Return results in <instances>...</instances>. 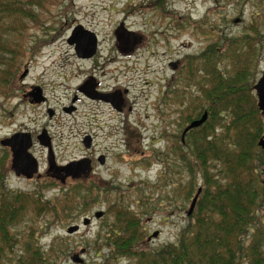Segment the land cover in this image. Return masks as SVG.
Instances as JSON below:
<instances>
[{
	"label": "rangeland",
	"instance_id": "rangeland-1",
	"mask_svg": "<svg viewBox=\"0 0 264 264\" xmlns=\"http://www.w3.org/2000/svg\"><path fill=\"white\" fill-rule=\"evenodd\" d=\"M31 10L34 20L21 29L26 55L12 82L13 89L0 92V141L15 133L30 134L34 146L30 154L40 177H14L10 152L0 146V158L3 150L8 153L3 184L7 193L36 194L51 204L64 195L76 201L71 212L54 219L28 215L16 230H27L33 220L39 245L45 250L54 239L62 241L65 249L52 255L58 257L57 264H74L71 257L82 249L83 264L96 261L100 252L104 254L103 236L113 220L111 209L113 213L129 209L140 218L150 247L175 243L188 223L192 198L202 185L196 174L193 196L185 199L188 176L176 154L182 129L189 124L187 118H194L192 110L196 100L200 101V90L207 89L202 74L197 72L193 78V67L202 62L201 56L209 47L230 42L232 50H238L243 38L249 36L259 53L257 61L250 56L255 84L264 74V0H50ZM77 26L96 36L99 50L114 51L111 56L115 62L109 66L114 82L103 83L94 70L96 61L78 59L73 46L68 45L67 39ZM120 27L134 38H145L143 47L130 58L114 48V34ZM253 28H258L259 35L252 33ZM232 54L219 58L217 65L223 72L233 73L239 64L233 65ZM175 61L183 66L173 80L168 64ZM187 61L194 64L190 77ZM90 78L100 81V89L108 85L110 90H128L122 112L78 91ZM32 88L40 89L43 103H29L27 94ZM72 106L73 112L64 111ZM43 132L50 139V150L36 138ZM87 137L92 138L88 149L83 145ZM49 153L57 167L85 159L96 170L61 184L46 176ZM101 156L104 166L97 162ZM49 183L54 186L46 187ZM99 211L104 215L98 221L93 215ZM84 218L91 220L89 225L82 226ZM74 225H80L79 231L68 235L67 228ZM155 232L158 236L148 241Z\"/></svg>",
	"mask_w": 264,
	"mask_h": 264
},
{
	"label": "trees",
	"instance_id": "trees-1",
	"mask_svg": "<svg viewBox=\"0 0 264 264\" xmlns=\"http://www.w3.org/2000/svg\"><path fill=\"white\" fill-rule=\"evenodd\" d=\"M49 2L0 0V92L6 94L13 89L12 82L26 55L21 29L34 20L31 7ZM252 33L259 35L258 28H253ZM250 38H243L244 44L238 50H232L229 42L209 47L197 65L186 63L188 77L192 76L194 65L193 78L199 72L206 78L204 85L207 83L192 110L193 120L200 118V110L208 118L201 127L189 132L184 145L180 143L186 150L180 145L176 151L180 168L188 176L186 200L192 198L197 186L196 174L202 181L195 209L187 217L188 223L177 241L152 248L147 244L140 218L129 209L115 213L111 209L113 220L103 236L106 251L97 254L91 264H264V152L257 146L264 134V124L253 91L255 77L249 69L250 56L257 61L259 53ZM231 52L233 65L239 64L233 73L223 72L217 63ZM189 119L192 118H187L190 123ZM7 158L8 153L3 150L0 264H57L58 257L52 255L65 249L62 241L54 239L45 250L39 245L33 220L27 230L16 229L28 215L38 219L49 215L54 219L71 212L76 199L64 195L51 204L38 199L36 194L5 192Z\"/></svg>",
	"mask_w": 264,
	"mask_h": 264
},
{
	"label": "water",
	"instance_id": "water-1",
	"mask_svg": "<svg viewBox=\"0 0 264 264\" xmlns=\"http://www.w3.org/2000/svg\"><path fill=\"white\" fill-rule=\"evenodd\" d=\"M115 36L117 42L122 46V51H124L126 48H129L131 50L135 43V38L133 33H130L126 31L123 27H120L115 31ZM126 41H129V43H126ZM68 45L74 47L75 54L78 58H90L94 55L97 48V38L96 36L85 30L82 26H77L73 29L71 32V35L69 39L67 40ZM125 52V51H124ZM25 77V73L21 76V78ZM88 83L86 84L84 91L87 94H92V88L87 87ZM37 90L35 95L37 97V102L40 103L42 100V95ZM253 91L255 93V97L257 100V108L260 111V114L263 119L264 124V74L259 77V79L256 81V83L253 86ZM112 103L115 105V107H118L120 103V99L118 95H113L112 97ZM208 116L205 112L199 119L193 120L184 130L182 135V142L184 141V136L193 129H197L201 127L207 120ZM40 144L42 146L48 147L50 150V145L46 139V134L43 132L38 137ZM0 145L5 148H9L11 152V169L16 173L17 176H23L26 179H32L34 175L38 173V164L36 160L32 157V155L28 152L30 147L32 146V141L29 134L25 133H18L13 135L9 139L2 140L0 142ZM83 145L85 148L90 147V138H85ZM258 148L264 152V134L262 138L258 141L257 144ZM102 160V159H100ZM20 167V172L17 171V167ZM48 172H55V173H63L64 179L71 177L73 179H77L81 176L88 175L90 173V163L88 160H82L79 162H72L64 167H57L54 164V159L52 157V154L49 153L48 157ZM201 192V189H198L194 197L192 198L190 208L187 212V217L191 216L193 213L197 199L199 197V194ZM104 213L102 211L94 213L93 217L94 219L98 220L100 219ZM89 218H84L82 220V226H87L90 223ZM80 229V225H74L67 228L66 233L68 235H72L74 233H77ZM158 236V233L155 232L148 241H151L152 238H156ZM85 253V250H80L79 254H75L71 257V261L74 264H83V260L80 258Z\"/></svg>",
	"mask_w": 264,
	"mask_h": 264
},
{
	"label": "flooded vegetation",
	"instance_id": "flooded-vegetation-1",
	"mask_svg": "<svg viewBox=\"0 0 264 264\" xmlns=\"http://www.w3.org/2000/svg\"><path fill=\"white\" fill-rule=\"evenodd\" d=\"M114 36H115V34H114ZM115 38H116V36H115ZM68 40V39H67ZM144 40H145V38L143 37V36H137L136 38H135V43H134V47L131 49V50H129V48H126L124 51H122V46L117 42V40H116V43L114 44V48H117L118 50V52L120 53V55L122 56V57H131L132 55H134V54H136V52H138V49L139 48H141V47H143V42H144ZM74 48V47H73ZM113 50H109V51H106V52H104V51H102V50H99V44H98V40H97V48H96V52L94 53V55L92 56V57H90V58H78L77 56V58L78 59H80V60H90V59H94L95 61H96V65H95V67H94V70L95 71H97V75H98V77L100 78V79H103L104 81H103V83H107L108 81L109 82H114V77L112 76V74H113V70L111 71L110 69H109V66L111 65V64H113L114 62H115V60L112 58V56H111V54H113ZM182 66H183V63L182 62H180V61H175V62H170L169 64H168V67L173 71V74H174V76H173V80L174 79H176L177 78V75L181 72V69H182ZM88 83V86L87 87H91L92 88V94L90 95V94H87L85 91H84V88H85V86H86V84ZM102 84L100 83V81L98 80V79H92V78H90V79H88L87 81H85V83L81 86V87H79V89H78V91L84 96V97H86L87 99H90V100H92V101H98V102H101V103H103V104H105V105H108L113 111H115V112H122L123 111V109L125 108V102H124V95H126L128 92V90L127 89H125V90H123V91H120V90H118V89H113V90H110L109 89V87H108V85H105V86H103V89H100L99 87L101 86ZM35 89H39V88H32L31 89V92H29L28 94H27V98H29L30 100H29V103L31 104V105H38V104H41V103H43L44 101H45V98L42 96V98L44 99V100H42L40 103H38L37 102V97H36V95H35V93H36V91L37 90H35ZM185 89H187L188 90V88H185ZM39 91H40V89H39ZM40 93H41V91H40ZM118 95L119 96V99H120V103H119V105H118V107H115V105L112 103V97H113V95ZM42 95V94H41ZM75 102V101H74ZM75 110V107H70V108H68V109H64V111L65 112H67V113H71V112H73ZM129 110H131V109H129ZM205 113V111L204 112H202V114H201V116L203 115ZM200 116V117H201ZM193 121V120H192ZM191 122V121H190ZM190 124V123H189ZM188 124V125H189ZM187 125V126H188ZM186 126V127H187ZM186 127H184L183 129H182V132H181V135H180V143L182 144V145H184V143H185V139H186V137L188 136V134H189V132L184 136V141L182 142V135H183V132H184V130L186 129ZM15 134H18V133H15ZM14 134V135H15ZM25 134H28V133H25ZM30 135V134H29ZM13 136V135H12ZM11 136V137H12ZM11 137H9V138H11ZM38 137L39 136H37L36 138H37V140H38V143L40 144V141H39V139H38ZM9 138H7V139H9ZM30 138H31V136H30ZM46 139H47V141H48V143H49V145H51V143H50V139H49V137L48 136H46ZM85 140V139H84ZM84 140H83V142H84ZM31 141H32V138H31ZM1 142V141H0ZM91 142H92V138L90 139V144H91ZM41 145V144H40ZM1 146V145H0ZM2 147V146H1ZM33 142H32V146L30 147V149H33ZM44 147H46V146H44ZM51 147V146H50ZM2 148H5V147H2ZM48 148V147H47ZM90 148V147H89ZM9 152H10V150H9V148H6ZM30 149L28 150V152L30 153ZM88 149V148H87ZM10 156H11V152H10ZM100 159H102V160H100ZM90 162V161H89ZM97 162H98V164H99V166H104V164H105V158L103 157V156H101V157H99L98 159H97ZM95 167L92 165V163L90 162V173L88 174V175H92V174H94V172H95ZM17 171L18 172H20V167L18 166L17 167ZM10 172L14 175V177H16V178H23V179H25V180H27L25 177H23V176H17L16 175V173L11 169V167H10ZM35 176V175H34ZM33 176V177H34ZM46 176L47 177H49V178H51V179H53L54 181H58V182H60L61 184H64L65 182H66V180L67 179H73V178H71V177H68V178H66V179H64V174H62V173H60V174H58V173H55V172H46ZM40 176L38 175V174H36V178H39ZM85 177H87V175H85V176H81V177H79L80 179L81 178H85ZM79 178H77V179H79ZM99 220H101V219H99ZM98 220V221H99Z\"/></svg>",
	"mask_w": 264,
	"mask_h": 264
}]
</instances>
